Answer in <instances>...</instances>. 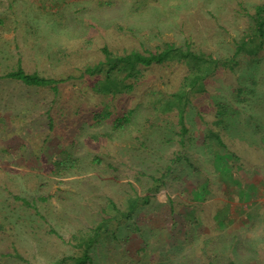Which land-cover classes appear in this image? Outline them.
Returning <instances> with one entry per match:
<instances>
[{"label": "rangeland", "instance_id": "374dc122", "mask_svg": "<svg viewBox=\"0 0 264 264\" xmlns=\"http://www.w3.org/2000/svg\"><path fill=\"white\" fill-rule=\"evenodd\" d=\"M258 4L0 0V75L20 61L30 72L79 75L106 44L171 42L239 61L219 66L203 89L189 78L203 67L177 60L143 67L115 95L94 86L102 74L57 92L0 79V264H78L107 219L92 261L80 264H264Z\"/></svg>", "mask_w": 264, "mask_h": 264}, {"label": "trees", "instance_id": "16d2710c", "mask_svg": "<svg viewBox=\"0 0 264 264\" xmlns=\"http://www.w3.org/2000/svg\"><path fill=\"white\" fill-rule=\"evenodd\" d=\"M255 22V29L259 36L264 35V4H258L255 7V15L253 17ZM189 46V45H188ZM242 48V46H241ZM101 51L104 58L98 63L87 64L85 67L79 69V75L69 73V75H46L38 71L30 72L27 71L22 62L20 61L18 66L0 75V79H13L19 80L28 86L33 87H47L55 90H59L61 84L67 82L71 78L85 77L87 75L98 77L94 86H99V91L105 94H117L125 90L131 89L132 79L139 78L142 75L143 67H148L153 64L167 63L171 61H179L181 63H187L193 65L195 68L198 66L203 67V72L189 74L193 87L203 89L205 80L208 76L213 74L219 66L229 67L233 69L239 61L235 56L228 58H213L211 55L196 54L190 49L177 46L174 43L167 42L163 46H159L157 49H145L140 50L138 48L132 50L115 51L108 44L101 47ZM105 78L106 81L102 79ZM181 100L189 98L186 93H181ZM179 124L181 126L180 134L184 142V138L188 132V126L186 123L185 109L179 110ZM221 140V139H220ZM147 197V201H148ZM26 201L25 198H23ZM114 203V202H113ZM138 204V200L131 204L134 209ZM130 213L127 214V216ZM120 217V216H119ZM110 220H104L95 229V233L89 237L86 242V253L83 256L77 258L78 264L85 263L86 261L91 262V257L88 255L89 248L98 241L101 231ZM82 245V244H81Z\"/></svg>", "mask_w": 264, "mask_h": 264}]
</instances>
